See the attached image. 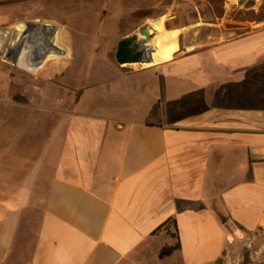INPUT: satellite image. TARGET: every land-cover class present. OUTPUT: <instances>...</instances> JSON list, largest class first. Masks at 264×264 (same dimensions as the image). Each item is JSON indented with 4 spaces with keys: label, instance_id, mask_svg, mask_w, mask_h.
Masks as SVG:
<instances>
[{
    "label": "crops",
    "instance_id": "0c3cea01",
    "mask_svg": "<svg viewBox=\"0 0 264 264\" xmlns=\"http://www.w3.org/2000/svg\"><path fill=\"white\" fill-rule=\"evenodd\" d=\"M198 1L150 21L137 119L66 111L41 131L14 109L26 68L0 59V264H216L264 228V0Z\"/></svg>",
    "mask_w": 264,
    "mask_h": 264
},
{
    "label": "rangeland",
    "instance_id": "374dc122",
    "mask_svg": "<svg viewBox=\"0 0 264 264\" xmlns=\"http://www.w3.org/2000/svg\"><path fill=\"white\" fill-rule=\"evenodd\" d=\"M214 1L215 7L221 2ZM197 3L198 0H0V32L7 36L0 45V59L14 66L19 54L16 63L26 68L11 74L16 79L13 90L22 91L14 109L38 113L32 119L19 120L30 121L42 131L61 125L66 111L114 119L145 116V96L129 79L146 76L139 73L143 66L118 65L114 57L116 44L145 26L149 30L150 21L159 17L167 20L176 16L186 24L194 19ZM66 38L69 47L61 46ZM13 41L19 45L12 47ZM39 143H43L42 134ZM216 207L215 204L212 210L215 214ZM170 226L171 223L166 229ZM235 231L230 248L216 264H264V228L248 234Z\"/></svg>",
    "mask_w": 264,
    "mask_h": 264
},
{
    "label": "water",
    "instance_id": "95a60500",
    "mask_svg": "<svg viewBox=\"0 0 264 264\" xmlns=\"http://www.w3.org/2000/svg\"><path fill=\"white\" fill-rule=\"evenodd\" d=\"M139 36L143 39H139ZM154 38L147 27L141 28L137 33L124 37L116 45L115 61L118 65H133L151 63V57L145 54V45ZM19 58V54L16 60ZM13 61V64L16 63Z\"/></svg>",
    "mask_w": 264,
    "mask_h": 264
},
{
    "label": "trees",
    "instance_id": "16d2710c",
    "mask_svg": "<svg viewBox=\"0 0 264 264\" xmlns=\"http://www.w3.org/2000/svg\"><path fill=\"white\" fill-rule=\"evenodd\" d=\"M151 125V124H148ZM166 223H171L173 227H176V222L174 218H170L166 221ZM174 236V234H172ZM177 241L172 246H165L163 247L159 252V258L163 259L173 253V251L177 250L179 248V236L176 235Z\"/></svg>",
    "mask_w": 264,
    "mask_h": 264
},
{
    "label": "bare ground",
    "instance_id": "6f19581e",
    "mask_svg": "<svg viewBox=\"0 0 264 264\" xmlns=\"http://www.w3.org/2000/svg\"><path fill=\"white\" fill-rule=\"evenodd\" d=\"M150 34H152V33H150ZM12 47H17L19 44H17V42L16 41H13V42H11V44H10ZM22 52V51H21ZM21 52H20V56H21Z\"/></svg>",
    "mask_w": 264,
    "mask_h": 264
}]
</instances>
